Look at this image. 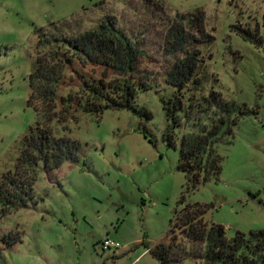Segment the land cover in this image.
Listing matches in <instances>:
<instances>
[{"label": "rangeland", "instance_id": "obj_1", "mask_svg": "<svg viewBox=\"0 0 264 264\" xmlns=\"http://www.w3.org/2000/svg\"><path fill=\"white\" fill-rule=\"evenodd\" d=\"M195 8L204 11L205 31L213 38L187 45L201 51L200 83L174 86L166 74L184 53L166 52V33L176 13ZM107 16L143 51L131 77L146 87L138 88L136 104L152 115L76 107L61 123L42 120L28 102L36 58L56 47L58 35L75 36ZM237 24L261 43L242 36ZM39 31L48 43L37 44ZM77 71L103 76L102 67L76 59L64 71L58 96L82 94ZM117 76L123 75L108 70L106 79ZM175 92L179 123L166 115L161 99ZM223 102L228 104L220 110ZM61 110L56 100V117ZM37 121L75 140L77 158L53 168L41 157L32 160L26 205L0 217V235L22 232L21 241L0 248L1 264H209L206 241L193 245L172 226L185 204L205 205L204 220L222 224L229 238L264 228V0H0V178L8 171L14 179L28 176L25 167H16ZM196 135L207 141L199 143ZM196 143L201 151H192L190 162L208 164L193 186L194 170L179 164L181 149L188 152ZM170 228L179 245L163 262L154 251L159 242H170ZM105 237L120 245L103 247ZM242 262L262 264L253 251Z\"/></svg>", "mask_w": 264, "mask_h": 264}, {"label": "trees", "instance_id": "obj_2", "mask_svg": "<svg viewBox=\"0 0 264 264\" xmlns=\"http://www.w3.org/2000/svg\"><path fill=\"white\" fill-rule=\"evenodd\" d=\"M150 1V0H146ZM163 2V1H162ZM161 8H164V2ZM188 18L185 23V19ZM205 15L201 8H195L187 13H176L175 19L170 23L166 33V52H183L181 58L175 59L166 77L174 86H184L188 81L199 84L201 77L197 75L198 66L201 63V51L198 48H189L192 41L199 38L207 41L213 35L206 33L204 27ZM236 30L246 39L261 43V39L248 28L235 25ZM195 28V29H194ZM195 32L198 34L196 38ZM45 32L39 31L37 44L49 42ZM56 47L52 48L46 57L36 58L33 68L28 75L30 94L28 102L34 106L38 115L44 116L42 120L56 119L61 123L67 119L73 108L82 107L84 110L101 111L107 107L127 108L134 113L152 115L145 106H138L135 102L138 88H146L142 83H137L131 74L137 70L139 56L143 53L137 43L130 38L122 29L115 25L112 16H107L97 27L85 30L75 36L58 35ZM78 59L83 65L91 64L102 67V77L95 78L79 72V87L82 94L59 95L58 91L66 81V68L72 69L74 61ZM108 70L123 76L106 79ZM76 72V70H75ZM72 77L69 78L71 80ZM175 95V96H174ZM161 98L165 113L179 123L180 116L177 111L181 110V98ZM215 96V94H214ZM36 97L39 100H36ZM178 97V96H177ZM176 97V98H177ZM76 98V105L73 100ZM56 100L63 105V110L56 117L54 106ZM213 100L210 103H216ZM228 103L219 104L220 110ZM210 132V130L208 131ZM187 142L189 139H185ZM199 143L207 141V136L196 135ZM171 142V141H169ZM25 149L19 157L16 169L25 167L28 176L14 179L13 171L4 173L0 178V217L13 209L26 205L28 197L32 192L34 173L31 171V162L36 157H41L49 168L58 166L64 158H77L78 144L67 135L56 136L50 126L42 127L38 121L35 126L30 127V135L24 138ZM200 152L198 144H194L190 151L181 149L182 169L194 170L193 186L196 185L203 168H207V161L203 159L190 162L189 154L192 151ZM15 169V170H16ZM14 170V171H15ZM206 206L200 203L185 204L177 213L172 226L187 236L193 245H200L206 241L204 257L209 264H243L246 252H257L258 258L264 264V228L251 231L246 237L242 231H237L235 236L229 238L225 235L224 226L220 223L209 224L204 220ZM171 226V228H173ZM170 230L172 231V229ZM171 235L169 243L159 242L154 253L163 262H168L166 256L173 245H179ZM22 240V232L19 230H8L0 235V248Z\"/></svg>", "mask_w": 264, "mask_h": 264}, {"label": "built area", "instance_id": "obj_3", "mask_svg": "<svg viewBox=\"0 0 264 264\" xmlns=\"http://www.w3.org/2000/svg\"><path fill=\"white\" fill-rule=\"evenodd\" d=\"M102 244H103V247H110V246H114V247H117L120 245V243L116 240H113L109 237H105L103 240H102Z\"/></svg>", "mask_w": 264, "mask_h": 264}, {"label": "crops", "instance_id": "obj_4", "mask_svg": "<svg viewBox=\"0 0 264 264\" xmlns=\"http://www.w3.org/2000/svg\"><path fill=\"white\" fill-rule=\"evenodd\" d=\"M0 264H1V262H0Z\"/></svg>", "mask_w": 264, "mask_h": 264}]
</instances>
